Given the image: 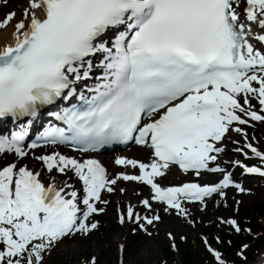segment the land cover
<instances>
[{
    "label": "snow or ice",
    "instance_id": "obj_1",
    "mask_svg": "<svg viewBox=\"0 0 264 264\" xmlns=\"http://www.w3.org/2000/svg\"><path fill=\"white\" fill-rule=\"evenodd\" d=\"M20 8L0 17V122L10 125L0 132V264H53L66 242L100 231L112 204L133 237L175 217L197 229L204 264H264V229L239 218L256 194L246 181H264V0ZM129 144L147 158L116 155L110 172L96 156ZM174 170L190 178L164 183ZM165 236L179 253L176 234ZM118 247L125 264L127 244Z\"/></svg>",
    "mask_w": 264,
    "mask_h": 264
},
{
    "label": "rangeland",
    "instance_id": "obj_2",
    "mask_svg": "<svg viewBox=\"0 0 264 264\" xmlns=\"http://www.w3.org/2000/svg\"><path fill=\"white\" fill-rule=\"evenodd\" d=\"M244 201V207H248L250 204H258L264 202V197L259 194L256 198L250 197ZM253 198V199H252ZM211 210L206 214V219L209 218L211 214ZM201 215V214H199ZM180 223V225H177ZM159 228L165 232L166 230H172L175 233H185L187 235H195V232L191 231V228L188 226H183L182 222L175 217H166L164 222L160 224ZM127 236V239H125ZM127 244L126 248V264H158L164 258L163 247L168 243L165 238L164 233L159 235L158 237H147L142 236L140 238L132 239L128 232L121 231L114 239L111 244L106 243L105 239L101 236V234L96 233V236L93 239H83L78 243H71L68 246L61 247L58 251L53 254V257L60 254L64 257L71 258L74 256L72 260H78L80 253H83L86 249H90L93 253H98L102 248L109 249L111 256V262H108L107 258L102 260L101 264H115L117 259V246L118 242L124 240ZM149 245L152 247L151 251L147 250L146 246Z\"/></svg>",
    "mask_w": 264,
    "mask_h": 264
},
{
    "label": "bare ground",
    "instance_id": "obj_3",
    "mask_svg": "<svg viewBox=\"0 0 264 264\" xmlns=\"http://www.w3.org/2000/svg\"><path fill=\"white\" fill-rule=\"evenodd\" d=\"M3 37V33L0 32V38ZM131 152V156H134L135 158L136 157H140V155L142 154V151L141 149H139L138 147H133L132 149L129 150ZM175 174H179L177 171H173ZM147 250L151 251L152 247H150L149 245L146 246Z\"/></svg>",
    "mask_w": 264,
    "mask_h": 264
},
{
    "label": "trees",
    "instance_id": "obj_4",
    "mask_svg": "<svg viewBox=\"0 0 264 264\" xmlns=\"http://www.w3.org/2000/svg\"><path fill=\"white\" fill-rule=\"evenodd\" d=\"M189 257H191V256H189Z\"/></svg>",
    "mask_w": 264,
    "mask_h": 264
}]
</instances>
